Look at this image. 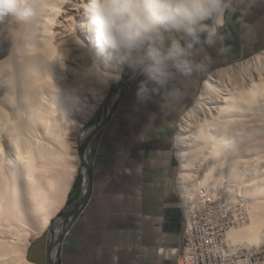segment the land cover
Here are the masks:
<instances>
[{
  "label": "bare ground",
  "instance_id": "1",
  "mask_svg": "<svg viewBox=\"0 0 264 264\" xmlns=\"http://www.w3.org/2000/svg\"><path fill=\"white\" fill-rule=\"evenodd\" d=\"M37 3L42 16L31 26L19 24L18 42H9L15 22L0 21V264H37L29 259L31 239L41 238L49 227L54 260L57 220L51 221L67 200L80 162L89 183L85 147L96 123L82 130L111 83L120 79L102 84L85 71L92 57L103 73L121 77L125 68L98 52L85 28L86 0ZM17 86L25 90L22 108L8 99L16 96L6 94ZM120 92L112 93L110 107ZM262 124L264 50L207 72L194 103L176 123L184 211L192 215L216 201L235 222L224 230V245L209 248L214 252L264 251Z\"/></svg>",
  "mask_w": 264,
  "mask_h": 264
},
{
  "label": "crops",
  "instance_id": "2",
  "mask_svg": "<svg viewBox=\"0 0 264 264\" xmlns=\"http://www.w3.org/2000/svg\"><path fill=\"white\" fill-rule=\"evenodd\" d=\"M220 31L225 39L204 50L206 70L175 81V94L141 103L135 92L143 77L128 81L96 141H90L91 191L64 233L60 264H178L183 212L174 129L207 72L264 50V0H240ZM38 239L28 249L29 259L48 264V241Z\"/></svg>",
  "mask_w": 264,
  "mask_h": 264
},
{
  "label": "clouds",
  "instance_id": "3",
  "mask_svg": "<svg viewBox=\"0 0 264 264\" xmlns=\"http://www.w3.org/2000/svg\"><path fill=\"white\" fill-rule=\"evenodd\" d=\"M240 0H86V30L98 52L142 76L138 102L176 93L174 82L206 70L204 50L221 43L227 14ZM42 16L37 0H0V21L31 26ZM227 53V47L219 49ZM102 84L120 74L99 70L95 57L85 71Z\"/></svg>",
  "mask_w": 264,
  "mask_h": 264
},
{
  "label": "built area",
  "instance_id": "4",
  "mask_svg": "<svg viewBox=\"0 0 264 264\" xmlns=\"http://www.w3.org/2000/svg\"><path fill=\"white\" fill-rule=\"evenodd\" d=\"M214 207H209V205ZM203 208H195L192 215L183 212V234L181 248L178 253V264H254L262 255L256 252H249L246 249L238 253H218L211 247L218 244L224 245L223 234L226 226L235 222L230 220V210L220 212L216 201L208 202ZM238 204L236 207H239ZM204 209V211H203ZM217 210V214H214ZM216 216L213 218V216Z\"/></svg>",
  "mask_w": 264,
  "mask_h": 264
},
{
  "label": "rangeland",
  "instance_id": "5",
  "mask_svg": "<svg viewBox=\"0 0 264 264\" xmlns=\"http://www.w3.org/2000/svg\"><path fill=\"white\" fill-rule=\"evenodd\" d=\"M241 1H245V0H241ZM14 23V22H13ZM20 23H18V22H15V25L12 27V33H14L13 34V37H11V39L9 40V42L10 43H13V42H18V40L20 39V37H21V31H19L20 30V26L21 25H19ZM18 25V26H17ZM22 27V26H21ZM19 53V54H18ZM17 55L18 56H20V52L18 51L17 52ZM129 70L125 67L124 68V70H123V72H122V75H121V77H120V79L118 80V81H116V82H112L111 83V85H110V87H109V89L107 90V92H106V95H105V97L103 98V100L98 104V106L96 107V109L94 110V112L91 114V116L89 117V119L87 120V122L85 123V128H83V130L82 131H84V129H86V128H89L91 125H93L94 123H96L99 119H100V117H101V115H102V113H104V111L106 112L108 109H109V107H110V99L112 98L111 97V95H112V93L115 91V89L116 88H118L119 87V85H120V83L122 82V80H123V76H124V74L126 73V72H128ZM205 77V76H204ZM19 86H17V88H15L14 90H15V92L17 93V95H16V93L14 92V90L12 91V89L11 90H9V92L7 91L6 92V94L7 95H9V96H16L17 97V99H16V97H15V99H13L14 97H9V96H6L9 100H11V102H13V100H14V102H13V104L14 105H16L15 103L17 102V107H18V105H19V103H20V105H19V108H22V106H23V104H24V99H26V95H24L25 94V90L23 89V88H21V90L19 91V89H20V87L18 88ZM18 89V90H17ZM11 91H12V93H11ZM23 91V92H22ZM200 91V90H199ZM20 92V94H18ZM123 92H124V90H123ZM123 92H121V95H122V93ZM15 93V95H12V94H14ZM199 93V92H198ZM120 95V96H121ZM198 95V94H197ZM22 96V97H21ZM24 96V97H23ZM197 97V96H196ZM195 97V98H196ZM15 100H17V101H15ZM19 100L21 101V102H19ZM119 100V99H118ZM195 100V99H194ZM194 100L190 103V105L188 106V108L194 103ZM21 106V107H20ZM184 113V112H183ZM183 113L181 114V115H183ZM181 115H180V117H181ZM179 117V118H180ZM179 118H178V120H179ZM177 120V121H178ZM99 132V131H98ZM98 132H96L95 134H94V136H93V138H92V140L93 141H96V138H97V136H98ZM258 137H263V135H264V125L262 124V126H261V128L258 130ZM260 132L262 133V134H260ZM175 134H176V131H175V129H174V135H173V147H174V150H173V157H174V160L176 161V163H177V170H178V168H179V161H178V157L176 156V142H175ZM91 143V142H90ZM90 143H89V145L88 146H86L85 147V150H86V153H87V156H86V158H87V161L90 163V159H92V155H93V153H89V148H90ZM177 173V172H176ZM80 175V177H78ZM177 179V178H176ZM74 181L75 182H77V183H74L75 184V186H74V190H73V192H72V196H71V200H69V202H67V204L66 205H63L61 208H60V210H59V212H58V214H57V216L55 217V218H53V220L51 221L52 223H54V221L55 220H57L56 221V227H55V230H54V236H59V234L63 231V228L65 227V225L67 224V221H68V219H66V217H64V216H62L63 214H65V213H68V212H70V211H72V210H74L75 208H77V203H78V197L80 196V193H81V191H80V189L83 187V190H85V187H86V182H85V180H84V171H83V168H82V163L80 162V164H79V166L77 167V172H76V175H75V178H74ZM73 181V182H74ZM83 181L85 182V183H83ZM82 183H83V186H82ZM245 211V210H244ZM245 215H247V212L245 213ZM51 227H49L47 230H46V232L44 233V235L41 237L42 239H48V234H49V232H50V229ZM34 240H39L38 238H32L31 239V243L32 242H35ZM57 241V240H56ZM55 240H54V243L56 242ZM48 242H46V247L48 246V244H47ZM182 243V242H181ZM33 244V243H32ZM55 245H56V249H58V247H57V244L55 243ZM30 247V246H29ZM31 248V247H30ZM180 248H181V245H180ZM179 248V249H180ZM56 252H57V250H56ZM257 254H259V255H262V258L261 259H264V251H257L256 252Z\"/></svg>",
  "mask_w": 264,
  "mask_h": 264
},
{
  "label": "water",
  "instance_id": "6",
  "mask_svg": "<svg viewBox=\"0 0 264 264\" xmlns=\"http://www.w3.org/2000/svg\"><path fill=\"white\" fill-rule=\"evenodd\" d=\"M131 78H132L131 73L128 75V77H126L124 74L122 82L120 83L119 87L116 89H121V92H123V89L126 87L128 81H130ZM121 92H120V95H121ZM112 95H111V97H112ZM117 103H118V99L111 105L110 109L105 114L102 113L100 119L96 122V124H95V126L91 132L90 138L97 132V130L101 129L105 125V123L109 119L110 115L114 111V108L116 107ZM82 150H83V148H82ZM87 167L89 168V183L86 186V191L82 194V196L80 198V202H79V205L77 206V208H75L74 210L62 215L64 217L68 218L67 224H66L64 229H66L74 221V219L79 215V213L81 212L84 204L86 203V201L90 195V191H91V169L89 166H87ZM64 232L65 231L63 230L62 233L59 234L58 240L57 241L55 240L56 241L55 243L57 245L61 244V242L64 238ZM51 247H52L51 244L46 247V257H47L48 264H60V260H59V256H58L59 248H58V252L54 253V260L51 262V260L49 259V253H50Z\"/></svg>",
  "mask_w": 264,
  "mask_h": 264
},
{
  "label": "trees",
  "instance_id": "7",
  "mask_svg": "<svg viewBox=\"0 0 264 264\" xmlns=\"http://www.w3.org/2000/svg\"><path fill=\"white\" fill-rule=\"evenodd\" d=\"M70 198L67 199L66 203L69 202Z\"/></svg>",
  "mask_w": 264,
  "mask_h": 264
}]
</instances>
